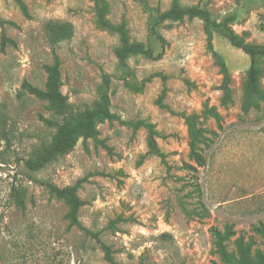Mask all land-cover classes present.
I'll return each mask as SVG.
<instances>
[{
    "label": "rangeland",
    "instance_id": "rangeland-1",
    "mask_svg": "<svg viewBox=\"0 0 264 264\" xmlns=\"http://www.w3.org/2000/svg\"><path fill=\"white\" fill-rule=\"evenodd\" d=\"M105 2V19L124 22L131 40L160 53L131 56L127 76L117 68V35L97 25L93 0H0L7 21L0 36L10 40L0 48V264H108L105 249L117 264H225L214 232L226 230L227 250L243 237L251 256L264 252V102L241 109L249 56L214 30L221 64L198 18L164 21L160 45L149 34L150 12L167 10L172 0H145L147 8L138 0ZM178 2L202 6L217 21L234 14L233 32L264 44V0ZM50 21L72 27L54 48L45 39ZM55 56L69 111L91 108L102 75L110 74L117 118L29 170L25 161L55 131L40 117H60L22 83L43 89V66ZM253 65L264 88V55ZM146 125L163 161L148 150ZM51 185H77V225Z\"/></svg>",
    "mask_w": 264,
    "mask_h": 264
},
{
    "label": "trees",
    "instance_id": "trees-1",
    "mask_svg": "<svg viewBox=\"0 0 264 264\" xmlns=\"http://www.w3.org/2000/svg\"><path fill=\"white\" fill-rule=\"evenodd\" d=\"M95 9V20L99 27L111 31L117 35L119 45L114 50V55L117 60V68L122 72L123 76L130 74L127 60L131 56L142 55L146 58H157L160 53L154 55L150 47L145 46L142 42L133 41L130 39L127 28L124 22L117 24L110 23L105 19L106 2L105 0H93ZM145 8V0H138ZM23 6V5H21ZM183 17L198 18L203 22L204 31L207 37V47L211 54L221 63L223 61L219 54L213 50L211 43V34L214 30H219L221 35L234 47L242 50L250 58V66L246 71V78L244 84V94L241 103V109L247 112L251 108L258 109L260 103L264 102V88L260 86L261 71L254 67L253 61L255 58L264 55V44H249L238 37L229 23L234 22L235 15L230 14L225 16L222 20L217 21L213 19L209 11L202 6H182L178 0H172L170 7L161 12H150L149 17V34L160 45H163L164 38L158 31L159 26L164 21H175ZM7 21L0 18V27ZM45 39L51 48H54L59 42L67 39L72 33L71 24L68 22H47L44 25ZM10 42L4 35L0 36V48ZM60 62L55 56L51 64H46L43 69L46 73L44 88L32 86L27 82L22 83V88H25L30 94L36 96L47 102L48 107L60 117V122H53L49 119L40 117L42 121L48 126H53L55 131L51 139L47 143H43L41 147L35 151L33 158L25 161V166L29 170L40 169L46 163L54 160L58 155L66 153L75 144L79 138H95L98 134L97 123L104 120H112L117 116L110 110V96L109 86L111 82L110 74H103L101 83L97 87L98 99L95 104L86 110L71 113L69 111L67 97L61 91L62 81L59 70ZM161 105L160 100L158 101ZM214 116L217 117L215 114ZM185 121L188 125L189 131L194 132V127L190 117H186ZM148 127L149 133L147 138V146L149 152L156 153L163 161L164 155L161 153L153 138V133L150 125ZM197 162L201 163L202 159L198 153H194ZM76 186L56 187L51 185L52 191L59 198L65 200L68 205L67 217L70 224L77 225L76 214L82 201L76 195ZM258 231L264 235V225L258 227ZM229 235L226 230L223 234L214 232L215 236V251L220 260L225 264H264V252L257 251L254 256H251V242L244 241L243 237H238L235 240V249L227 250L224 241ZM105 258L108 264H117L110 256L107 249H105Z\"/></svg>",
    "mask_w": 264,
    "mask_h": 264
}]
</instances>
